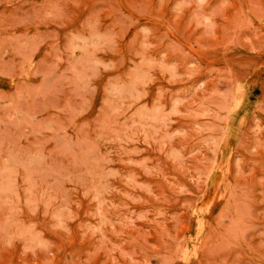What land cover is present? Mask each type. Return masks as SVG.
I'll list each match as a JSON object with an SVG mask.
<instances>
[{"label": "rangeland", "instance_id": "374dc122", "mask_svg": "<svg viewBox=\"0 0 264 264\" xmlns=\"http://www.w3.org/2000/svg\"><path fill=\"white\" fill-rule=\"evenodd\" d=\"M0 264H264V0H0Z\"/></svg>", "mask_w": 264, "mask_h": 264}]
</instances>
